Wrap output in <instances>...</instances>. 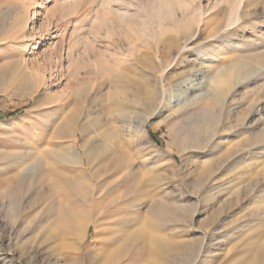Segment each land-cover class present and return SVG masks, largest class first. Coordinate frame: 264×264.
<instances>
[{"label": "rangeland", "instance_id": "1", "mask_svg": "<svg viewBox=\"0 0 264 264\" xmlns=\"http://www.w3.org/2000/svg\"><path fill=\"white\" fill-rule=\"evenodd\" d=\"M156 1L0 0V264H32L26 250L34 224V191L27 186L16 190L11 180L22 170V166L17 167V158L23 159L24 168L32 169L44 163L45 152L50 149L60 150L63 174L75 183L95 172L100 156L119 152L133 170L125 186L113 188L112 179L107 178L93 201H71L68 207L89 220H102L111 237L127 233L124 229L136 218L149 234L167 232L186 245L170 251L173 264H193L203 239L207 245L200 264H235L240 250L249 246L250 237L264 230V167L260 163L264 155L256 154L253 159L246 153L249 135L241 128L248 104L264 97V29L256 34H191L187 32L195 25L191 23L183 30H171L158 42L159 58L168 64L161 75V69L147 66L151 54H145L143 36L139 41L144 23L153 24L150 9ZM169 1L189 3L183 16L186 19L193 10L208 14L214 2L221 0ZM180 16L177 10V19ZM168 25L174 27L172 19ZM139 54L145 56L144 62L136 60ZM93 58L102 62L116 59L132 83L111 68L95 75ZM112 81L129 90L126 102L131 112H115L110 99L115 91ZM236 83L240 87L236 88ZM213 95L220 96L226 105L179 120L171 130L174 137L169 135L167 125L177 109ZM154 108L146 126L138 127L137 119ZM72 112L84 129L82 133L76 130L75 136L63 129ZM89 119L102 126L87 128ZM192 121L209 123L208 132L217 129L198 160L179 146V140L194 135L189 126ZM197 133L198 137L204 135L203 131ZM168 143L172 145L170 151ZM74 149L77 157L71 154ZM161 149L164 156L156 157ZM86 156L94 160V166L86 164ZM76 161H82L83 166ZM202 165H211L214 174L213 182L204 188ZM57 178L50 177L54 193L61 190ZM255 178L261 183L253 190ZM143 181L146 191L137 195L136 187ZM95 182L92 179L91 183ZM158 194L187 204L188 209L181 214L183 224L164 230L143 223L147 216L144 204L159 198ZM135 197L142 204L135 209L130 206L121 214L119 206ZM122 218L130 219V223L120 226V231L113 221ZM93 236L90 226L72 251L65 248L70 241L56 238L42 253V264H55L57 259L63 262L68 256L83 260V264H101L97 250L107 256L118 245L103 248V237L94 240Z\"/></svg>", "mask_w": 264, "mask_h": 264}, {"label": "bare ground", "instance_id": "2", "mask_svg": "<svg viewBox=\"0 0 264 264\" xmlns=\"http://www.w3.org/2000/svg\"><path fill=\"white\" fill-rule=\"evenodd\" d=\"M189 8L190 6L188 2L175 3L169 0H157L150 9L151 21H153V24L151 25L149 22H145L144 34L140 32L141 36L139 38V41L141 39L143 40V36L144 45H146L147 48L145 54H151L147 61V66L150 68L161 69V75H163V73L166 71V67L168 66V64L165 62V59H163L162 57L159 58L161 51L158 46V42L159 38L163 36V34L169 31L171 32V30H174L176 32L179 30H183L185 28H188V25L191 23H195L194 27H189L187 29V32H190L191 34H194L195 32L197 33V31H207L216 35L228 33L237 34L239 32L244 33L245 31L256 34L264 29V0H221L220 2H214L208 14H205V12H202L200 10H193L186 19H183L184 14L188 12ZM177 10L181 15L178 19ZM219 14L222 15L221 18L218 17ZM169 19L173 20V28H170V26L168 25ZM200 24L201 29L199 28ZM152 42H155L156 44L153 45ZM162 48L164 47H161V49ZM144 57L145 56L142 54L135 56L136 60L139 63L144 62L142 61L145 59ZM121 60L124 62L128 61L127 59H124L122 57ZM171 61L172 60L170 59V63ZM92 62L94 69V71L92 72H94L95 75L103 74V70L111 68V70L113 69V71L119 77L126 78V80H128L130 83H132L133 81L131 79V76L126 74L124 70L125 68L119 67V61H117L116 59L112 61L102 62V60L93 58ZM261 75H264V73ZM261 75L256 76L254 80L258 79ZM161 77L162 76H160V78ZM117 83L118 82L113 81L111 83L115 85V91L110 95L113 108L117 113L131 112V109L127 108L128 105L126 102L128 101L127 92L129 90H126L124 84ZM235 87H240V83H236ZM225 105V100H223L220 96L213 95L205 100H196L190 104L182 106L173 113L170 119L171 121L167 125L168 129L170 130L169 135H174L173 131L171 130L173 128V125L179 120L193 118L194 116L200 115L201 113H204L209 109H216L218 107L223 108ZM154 111L155 108L152 109L151 112L147 113L146 116L139 117L137 119V122L135 121L137 123V126H146L151 116L154 114ZM253 116L256 118L253 119ZM207 124L209 123H205L204 121H192L189 126L190 129L194 132V135H188L179 140V146L182 147L184 151L193 153L194 157H196V160H198L199 154L204 152L206 153V151H203V149L206 147V145L212 142L217 135L216 128L211 130V132H208L209 126ZM64 125L65 126L63 127V129L70 130L74 136L76 135V130H79L80 133L84 132L83 127L79 124V119L75 112L69 114L68 118L64 121ZM86 125L87 128L92 126V130L102 126V124H97L94 120L91 119L87 120ZM231 128L232 127L229 126L227 127V130L229 131L231 130ZM241 128L244 129L245 132H247L249 135L247 140L248 149L246 153L249 154L253 159L255 158L256 154L264 155V97L255 101H251L248 104L247 112L244 115V121ZM197 131H203L204 135L198 137ZM178 138L179 136H175V139ZM171 147V143H168L167 148L169 151L171 150ZM71 151V154L77 157V151L75 149ZM164 152L165 150L163 149L157 151L156 157L161 156L162 158V156H164ZM233 153L234 152H232V154ZM45 156L46 160L44 161V163H37L36 167L32 169L24 168L22 164L23 159L21 160L17 158V167L22 166V170L19 171L17 169L18 171L15 173L14 178H12L11 180V187L15 188L16 190L22 189L23 187L27 186L30 190L34 191V198L32 200L33 205L31 207L32 211L30 210L33 213L32 221L34 222V224L32 233L28 238L30 246L26 250V252H29V261L32 264H42V253L46 252V250L51 247V243L58 237H61L63 239L65 237L67 241H70L71 244H66L67 247L65 246V248L70 251L74 250V248L77 247L76 245H74V243L76 242V240L87 235L90 226H92L94 229V240H100L103 237V248L109 245H111V247L114 244H116V246L118 245V248L114 252H112L111 255L107 254V256H104L103 254V256L101 255V251L99 250L100 248L97 250L98 253H100V258H98V260L101 261V264H135L138 260H142V264H173L170 251L174 249H180L182 247H185L186 245L184 243L175 241L172 235L167 234V232H162V235H158L157 233L155 235H152L141 228L142 223L141 221L139 222V218H134L135 221L132 225H129L130 219L122 218L113 221L114 224L118 226V230H120V226L126 227L127 225H129L130 227H134V229L130 231L131 228L127 226L123 231L125 233V230H127V233H125L124 235L122 234V236L120 237L114 235L113 237H111L109 227H104L103 225L105 224L102 222V220H89L86 215L81 214L80 211H77L75 209L72 210L68 207L71 201L72 203H80L90 200L93 201L94 196L99 193V188L103 187L101 186V182L106 181L107 178L112 179L113 188H120L125 186V184L133 176V170L125 161L122 160V156L119 152L114 151L109 155L100 156L98 159V163L96 164L98 166L95 172L92 173V175L89 177L84 175L81 176L78 179L80 181L79 183H75L73 178H69L68 176H65L63 174L60 150H47L45 152ZM241 156L242 155H238L237 157L241 158ZM86 157V164L89 167L94 166V160L89 156ZM78 163L83 166L82 161H76V164ZM260 163L263 164L264 167V161ZM201 171L205 175L202 185V187L204 188L207 186V183L211 181L213 182L214 174L211 171V165H202ZM262 175L264 178V174ZM51 176L58 177L57 179L59 181L61 190L57 193H54L55 187L50 181ZM242 176L243 175L241 174L240 177ZM92 179L96 181L94 184L91 183ZM259 183H261L260 178H255L253 183L254 187L251 189L255 190L256 187L260 185ZM146 186L147 185L145 182L140 183L138 187H136L137 195L139 192L145 193ZM210 188L213 189L215 188V186L213 188L211 186ZM57 194L59 195L57 196ZM146 194L148 193L146 192ZM63 196H65L66 198H63ZM136 198L137 197L132 199L133 201L129 200L128 202H123L122 206H119L120 213H127V208H130V206L134 209L140 206L142 202H136ZM144 206L147 207V210L145 212L147 216L145 220L143 219V223L147 224L148 226L153 225V227L157 225L164 230L169 229L170 227L177 226L179 224H183L184 221L182 220L181 214L188 209L187 204L169 200L168 198L160 197V195L159 198L153 197V199L150 202L144 204ZM126 223L128 224L126 225ZM100 226H103V228ZM205 240L206 239H203L202 244L198 248L196 253L197 255H195L196 257L194 258V260L192 258L193 264H200V262L204 260V253L207 245V242H205ZM22 253L24 252L21 251L20 254L22 255ZM125 253H127V256H125ZM239 253L241 254V256L235 264H264V230L259 232L254 238L250 237L249 246L240 250ZM144 256H147L148 258L144 260ZM68 257L67 259L65 258L66 260H64L63 262L60 259H57L55 264H83V260L77 259L75 257L68 259ZM5 259H2V261L6 262ZM88 260L90 261L89 257Z\"/></svg>", "mask_w": 264, "mask_h": 264}]
</instances>
